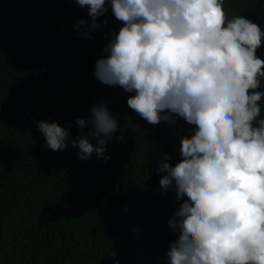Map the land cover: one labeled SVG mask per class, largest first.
Listing matches in <instances>:
<instances>
[{
    "label": "trees",
    "instance_id": "obj_1",
    "mask_svg": "<svg viewBox=\"0 0 264 264\" xmlns=\"http://www.w3.org/2000/svg\"><path fill=\"white\" fill-rule=\"evenodd\" d=\"M223 7L228 19L264 31V0ZM106 8L93 28L75 0H0V264H169L179 235L169 221L187 198L177 199L174 185L161 188L160 164L182 159L180 140L195 126L178 114L150 124L128 106L134 92L96 78L97 60L123 26ZM256 55L264 60V40ZM94 105L117 123L107 160H82L71 143L92 129ZM260 107L258 120L264 98ZM78 118L89 123L82 128ZM39 121L65 128L67 147L51 150Z\"/></svg>",
    "mask_w": 264,
    "mask_h": 264
},
{
    "label": "clouds",
    "instance_id": "obj_2",
    "mask_svg": "<svg viewBox=\"0 0 264 264\" xmlns=\"http://www.w3.org/2000/svg\"><path fill=\"white\" fill-rule=\"evenodd\" d=\"M75 2L88 8L93 28L100 27L95 20L106 3L123 24L107 57L97 60L96 78L134 92L127 104L150 124L178 114L195 126L180 140L182 159L160 164L167 173L161 188L174 185L177 199L187 198L169 221L179 233L169 264H264V119H257L264 60L256 55L264 31L247 18L228 19L224 0ZM90 122L92 129L72 146L82 160L92 153L107 160L116 120L107 107L94 105ZM76 123L83 128L89 121ZM38 127L51 150L67 147L65 128L46 121Z\"/></svg>",
    "mask_w": 264,
    "mask_h": 264
}]
</instances>
